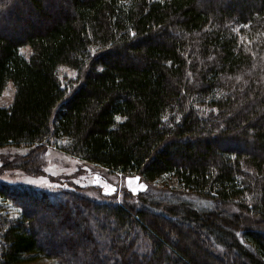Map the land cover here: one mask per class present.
<instances>
[{
  "label": "trees",
  "instance_id": "trees-1",
  "mask_svg": "<svg viewBox=\"0 0 264 264\" xmlns=\"http://www.w3.org/2000/svg\"><path fill=\"white\" fill-rule=\"evenodd\" d=\"M9 82L0 146L61 138L148 184L172 174L205 206L0 182L20 213L0 222V264H264V230L222 216L264 223V0H0V94Z\"/></svg>",
  "mask_w": 264,
  "mask_h": 264
},
{
  "label": "rangeland",
  "instance_id": "rangeland-1",
  "mask_svg": "<svg viewBox=\"0 0 264 264\" xmlns=\"http://www.w3.org/2000/svg\"><path fill=\"white\" fill-rule=\"evenodd\" d=\"M19 52L28 58L30 55V48L21 47ZM57 72L62 85L67 88L68 93L71 92V86L77 78V72L63 65L58 67ZM14 90V85L12 82H9L0 94V106L8 107L11 104ZM63 142L64 139L50 137L48 141L42 142L39 145L9 143L0 146V182L11 185L29 184L38 188L52 190L75 189L96 200L110 198L116 202H125L129 204L137 202L136 197L140 192H149L168 206L175 205L176 208H180V206L184 208V205L186 206L188 204L196 210L205 206V201L203 199L183 193L182 186L172 174H164L151 184H148L144 182L138 174L112 171L99 164L90 163L70 155L60 149V145L63 144ZM129 177H139V182L134 179L131 181L133 187H138L139 184H143L146 185V188L133 194L127 187L129 183L127 178ZM97 181L98 183H96ZM105 182H107L109 186H115V191L110 195H105L103 187H101ZM48 183L53 186H47ZM0 207V222L4 216L11 218L17 217L20 214L17 207L7 202L0 201ZM224 210L222 216H228L227 212L238 213L243 218L242 224L244 227L253 226L264 230V223L258 221L254 216L252 217L244 212H240L228 205ZM71 214L74 213L71 211ZM82 215H85V211H82ZM73 219L76 220L75 215H73ZM81 224L85 225L84 223ZM170 228L169 225H164V229L170 230ZM182 229L186 231L187 228L183 227ZM81 231H83L82 227H79V230L74 231L75 233L70 232L68 234L78 241L77 248L82 247L83 250L89 249L91 244L88 239L81 237ZM193 234L194 233L190 232L188 235L192 238L191 235ZM203 241L209 244V241L207 239L205 240V237ZM144 263L145 260L140 262L139 258V264ZM28 264L58 263L50 258L39 257ZM131 264L134 263L132 262Z\"/></svg>",
  "mask_w": 264,
  "mask_h": 264
},
{
  "label": "snow or ice",
  "instance_id": "snow-or-ice-1",
  "mask_svg": "<svg viewBox=\"0 0 264 264\" xmlns=\"http://www.w3.org/2000/svg\"><path fill=\"white\" fill-rule=\"evenodd\" d=\"M127 179H128V181H129L127 187L129 188V190H130L133 194H136L137 192H140V191H142V190H144V189L146 188V185H143V184H139L138 187H133V186H132L131 181L134 179V180H136L137 182H139V177H135V178H133V177H129V178H127ZM96 183H98V181H97ZM47 186L52 187L53 185L50 184V183H48ZM101 187H103V191H104L105 195H110L112 192L115 191V186H114V185L109 186V185H107V182H105L104 185H101Z\"/></svg>",
  "mask_w": 264,
  "mask_h": 264
}]
</instances>
